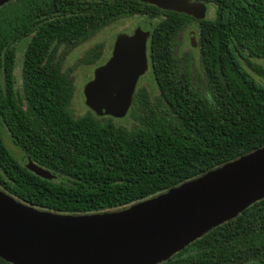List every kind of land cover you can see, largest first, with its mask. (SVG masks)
<instances>
[{"label":"trees","instance_id":"16d2710c","mask_svg":"<svg viewBox=\"0 0 264 264\" xmlns=\"http://www.w3.org/2000/svg\"><path fill=\"white\" fill-rule=\"evenodd\" d=\"M211 18L163 15L138 0H10L0 6V189L40 209L128 206L264 145V0H202ZM158 17L148 57L158 94L135 88L125 116L74 115L66 50L135 14ZM198 24V68L177 34ZM25 49L20 85L13 72ZM22 45V44H21ZM61 48V53L59 49ZM89 48L76 64L101 55ZM65 50V51H64ZM74 65V66H75ZM195 69L197 80H192ZM127 117V118H128ZM49 170L46 179L7 148ZM0 264H12L0 258ZM157 264H264V196Z\"/></svg>","mask_w":264,"mask_h":264},{"label":"water","instance_id":"95a60500","mask_svg":"<svg viewBox=\"0 0 264 264\" xmlns=\"http://www.w3.org/2000/svg\"><path fill=\"white\" fill-rule=\"evenodd\" d=\"M10 0H0V6ZM203 18L205 4L141 0ZM148 31L118 33L109 58L83 86L97 116L122 118L148 67ZM193 43V34L190 35ZM39 176L54 175L24 156ZM264 196V145L150 197L114 210L62 213L0 189V258L12 264H157Z\"/></svg>","mask_w":264,"mask_h":264},{"label":"rangeland","instance_id":"374dc122","mask_svg":"<svg viewBox=\"0 0 264 264\" xmlns=\"http://www.w3.org/2000/svg\"><path fill=\"white\" fill-rule=\"evenodd\" d=\"M214 16V7H210L206 14V17L211 18ZM150 19L142 15H133L128 18L119 19L118 21L102 28L101 30L97 31L93 36H91L86 41L82 42L81 44L76 45L73 48L65 49V55L61 61V67L63 70H67L71 68V75L73 77V84H74V94L72 98V111L74 115H83L89 111V108L84 103V96H83V86L86 82H88L92 76L94 70L102 65L110 56L111 49L113 45V41L118 33H125L131 34L134 29L140 27L141 29H145L149 26ZM189 31V30H187ZM187 31L184 33L183 42L176 49L177 55H181L183 52H192L193 61H192V68H198V51L197 47L192 46L189 43ZM23 40L20 42L18 49L16 51V63L14 65L13 72L16 76V84L17 86L20 85V73H21V63L23 58V51L25 49V45ZM22 44V45H21ZM95 44H101V55L99 59L95 62L87 65L76 64L77 61L84 55V53L94 46ZM64 50V51H65ZM61 48L59 49V53H61ZM258 61L262 65H264V61L262 59H254ZM75 65V66H74ZM192 70V80H197V74ZM260 82L264 84V80L255 76ZM136 87L138 88H145L148 93L151 95V98L157 96L158 88L155 84L152 74L150 65L147 67V70L143 75H141L138 80ZM128 116H124L122 118H117L116 122L120 124H131V118H127ZM2 138L10 150V152L18 159L21 158L20 150L13 145L7 133H2Z\"/></svg>","mask_w":264,"mask_h":264},{"label":"flooded vegetation","instance_id":"af4514ba","mask_svg":"<svg viewBox=\"0 0 264 264\" xmlns=\"http://www.w3.org/2000/svg\"><path fill=\"white\" fill-rule=\"evenodd\" d=\"M139 2H142V3H148V2H145V1H141V0H138ZM192 2H202L205 4V15H204V18H208L206 17V14L208 12V9L210 7H212L211 3H207V2H204L202 0H191ZM150 5H153L155 7V11H157L159 14L163 15L164 13L166 14L167 12L169 11H175V10H172V9H168V8H162V7H159L155 4H151V3H148ZM177 12V11H175ZM135 15H142V16H145L147 17L148 19H150V22H149V26L143 30L145 31H148V35H147V38H146V53H147V60H148V66H149V57H148V49H149V43H150V37H151V32L153 30V25L155 24V22L158 20V17L155 16V14L153 13L151 16H147L146 14H135ZM191 16V15H190ZM193 17V16H192ZM194 18V17H193ZM118 21V20H117ZM116 22V21H115ZM114 23V22H113ZM189 30V31H187ZM187 31V35H188V40H189V43L194 46V47H197L196 46V41L198 39V24L197 22L194 20L193 22H191V24L187 27H185L183 30H181L178 34H177V39H178V42L176 43V46H175V50L179 48V46L181 45V43L183 42V37H184V33ZM193 34V43L190 41V35ZM130 35V34H129ZM115 40V39H114ZM114 43V41H113ZM113 47V45H112ZM112 51V49H111ZM5 133L4 130H2V133ZM14 145V144H13ZM15 146V145H14ZM16 147V146H15ZM20 161L21 163L24 165V154L21 153V158H20Z\"/></svg>","mask_w":264,"mask_h":264}]
</instances>
